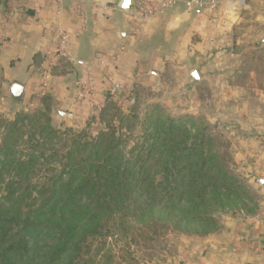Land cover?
Listing matches in <instances>:
<instances>
[{
  "label": "trees",
  "instance_id": "1",
  "mask_svg": "<svg viewBox=\"0 0 264 264\" xmlns=\"http://www.w3.org/2000/svg\"><path fill=\"white\" fill-rule=\"evenodd\" d=\"M164 118L149 111L151 141L128 152L112 119L95 136L53 127L42 110L4 120L0 264H139L133 247L152 259L165 231L210 232L213 209L235 204L244 187L204 134ZM24 122L34 131L20 148ZM111 240L122 243L117 256Z\"/></svg>",
  "mask_w": 264,
  "mask_h": 264
},
{
  "label": "crops",
  "instance_id": "2",
  "mask_svg": "<svg viewBox=\"0 0 264 264\" xmlns=\"http://www.w3.org/2000/svg\"><path fill=\"white\" fill-rule=\"evenodd\" d=\"M120 1L0 0V90L10 97L17 82L24 101L42 92L51 100L52 122L76 124L90 110L92 97L97 104L112 89L129 94L140 85L163 87L166 73L176 77L173 86L192 88L206 82L205 62L214 48L231 52L236 42L248 39L264 45V0H217L214 10L176 3L136 31ZM99 2L118 9H103ZM59 30L68 44L65 56L53 63L46 54L56 47ZM85 80L93 91L78 108L76 94ZM39 105L42 109L40 100ZM257 179L264 186V173ZM191 253L186 264H264V207L254 215L228 216Z\"/></svg>",
  "mask_w": 264,
  "mask_h": 264
},
{
  "label": "rangeland",
  "instance_id": "3",
  "mask_svg": "<svg viewBox=\"0 0 264 264\" xmlns=\"http://www.w3.org/2000/svg\"><path fill=\"white\" fill-rule=\"evenodd\" d=\"M230 51L214 48L212 57L206 58V82H198L192 88H179L173 86L177 82L176 77L166 73L163 87L149 89L140 85L129 94L111 93L110 90L109 95L97 104H94L96 99L90 98V110L76 124L69 119L65 124L52 122L55 112L51 110L50 98L42 92L24 101L23 97L13 100L0 90V142L4 120H12L19 113L35 114L40 110L47 113L51 126L84 130L89 136L97 135L98 128L106 129L107 122L112 119L110 124L120 128L122 133L125 152L132 148L135 151L143 149L151 141V137L144 141V133L151 131L149 123L143 122L149 111L177 119L193 133L204 134L206 147L217 153L221 164L243 185V196L233 205L213 209L214 224L210 225V232L200 227L186 233L165 231L167 247L156 250L152 259L143 257L138 247L132 249L139 264H186L192 254L191 248L217 232L228 216L254 215L264 207V186L257 179L264 173V45L248 39L236 42ZM84 99L78 103V108ZM256 99L262 103H256ZM39 100L43 104L42 109H39ZM104 106H108V110L103 121L98 123L96 117ZM167 118L162 119L163 122H168ZM40 122L43 123L44 118ZM30 130L32 128L24 122L23 137H18L20 148L24 147ZM156 178L159 180L161 176ZM110 242L117 256L122 243Z\"/></svg>",
  "mask_w": 264,
  "mask_h": 264
},
{
  "label": "built area",
  "instance_id": "4",
  "mask_svg": "<svg viewBox=\"0 0 264 264\" xmlns=\"http://www.w3.org/2000/svg\"><path fill=\"white\" fill-rule=\"evenodd\" d=\"M243 2V0H238ZM176 3H182L187 10L199 9V10H214L218 6L217 0H132L128 6V14L132 20V29L136 31L143 22L153 17L158 11L166 9ZM98 7L103 9L116 10L118 9L115 5L105 4L103 2L97 3ZM6 43L5 40L2 42ZM68 44V35L63 30L58 32V40L56 47L47 52L48 59L56 63L60 58L66 54V46ZM47 86V82L43 83V87ZM93 88L88 81H82L79 84V89L76 94L77 101H82L87 94H91ZM114 92V89L110 91Z\"/></svg>",
  "mask_w": 264,
  "mask_h": 264
},
{
  "label": "water",
  "instance_id": "5",
  "mask_svg": "<svg viewBox=\"0 0 264 264\" xmlns=\"http://www.w3.org/2000/svg\"><path fill=\"white\" fill-rule=\"evenodd\" d=\"M129 6V0H121L120 7L127 8ZM191 76L193 79L197 80L198 75L195 70L191 71ZM10 96L13 100H21L23 97V87L21 84L14 82L9 88Z\"/></svg>",
  "mask_w": 264,
  "mask_h": 264
}]
</instances>
